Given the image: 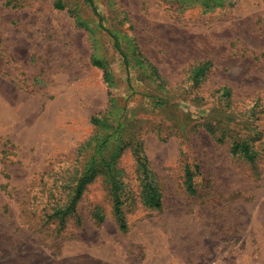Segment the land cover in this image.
I'll return each mask as SVG.
<instances>
[{
    "label": "rangeland",
    "instance_id": "rangeland-1",
    "mask_svg": "<svg viewBox=\"0 0 264 264\" xmlns=\"http://www.w3.org/2000/svg\"><path fill=\"white\" fill-rule=\"evenodd\" d=\"M94 2L0 0V264H264V0Z\"/></svg>",
    "mask_w": 264,
    "mask_h": 264
},
{
    "label": "trees",
    "instance_id": "trees-1",
    "mask_svg": "<svg viewBox=\"0 0 264 264\" xmlns=\"http://www.w3.org/2000/svg\"><path fill=\"white\" fill-rule=\"evenodd\" d=\"M86 2H89L93 9L95 10V12L98 14L97 12V6L95 5L94 0H85ZM58 7H65L62 3H58ZM69 11L72 13L73 10ZM100 17V21L102 22L103 16L98 14ZM111 35L114 37L115 39V43H116V47L118 48L121 57H123L125 63H127V58L125 56V54L120 50L119 48V41H118V36L116 34H114L111 31ZM212 62L211 61H206L204 62L202 65L196 67L195 70V74L196 75H202L205 74L206 71H208L211 67H212ZM224 94L225 96H229L230 95V90L229 88H224ZM206 128L208 129V131H210L212 134H217V128L214 124H212L211 122H207L206 124ZM219 140H223L222 137L218 138ZM233 151L235 153H241L243 156H245L247 159L254 161L256 158L255 152L254 150L251 148V146L249 145L248 142L244 141H240V140H235V142L233 143ZM138 159H141L138 157ZM140 161V160H139ZM144 168L145 173H147V164L142 163L141 164ZM186 171H187V183H188V188L190 190H195L193 184H192V170L188 167H186ZM95 173H91V168H88L87 170H85L84 172H81L80 174H78V176H75L74 178V186L73 188H71V190L66 194L65 197H68L67 201L62 204L59 205L55 208H53V214L52 217L57 219L59 224L64 225L65 221L67 218H69L70 216H73L74 214H77L78 212V201L80 199V197L83 195V192L85 190V187L87 185V183L92 179V177L94 176ZM120 189V185L118 180L115 181L113 178V187L111 189V193H112V197H113V210L115 213V216L117 217L118 223L120 224V227L123 229H126V219L125 216L123 215V210H122V200H121V194L119 193ZM143 194L145 197V203L148 204L151 207H155V208H160L161 207V192L159 190V188L157 187V185L154 183V179L151 176L150 180L145 182L144 184V190H143ZM50 214V215H51ZM97 219L98 220H102L103 219V214L98 210L97 211Z\"/></svg>",
    "mask_w": 264,
    "mask_h": 264
}]
</instances>
